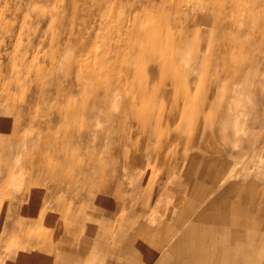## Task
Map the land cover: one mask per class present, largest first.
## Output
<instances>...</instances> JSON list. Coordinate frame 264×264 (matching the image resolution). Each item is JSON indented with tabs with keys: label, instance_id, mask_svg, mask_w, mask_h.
Segmentation results:
<instances>
[{
	"label": "rangeland",
	"instance_id": "obj_1",
	"mask_svg": "<svg viewBox=\"0 0 264 264\" xmlns=\"http://www.w3.org/2000/svg\"><path fill=\"white\" fill-rule=\"evenodd\" d=\"M30 261L264 264V0H0V264Z\"/></svg>",
	"mask_w": 264,
	"mask_h": 264
},
{
	"label": "bare ground",
	"instance_id": "obj_2",
	"mask_svg": "<svg viewBox=\"0 0 264 264\" xmlns=\"http://www.w3.org/2000/svg\"><path fill=\"white\" fill-rule=\"evenodd\" d=\"M108 94H109V93H108ZM74 120H75V119H74ZM246 163H247V162H246ZM201 176H202V175H201ZM205 187H206V186H205ZM208 194H209V193H208ZM241 196H242V194H241ZM255 202H256V201H255ZM231 204H232V203H231ZM231 204H230V205H231ZM250 210H251V208H250ZM180 211H181V210H180ZM180 215H181V214H180ZM22 253H23V252H22ZM25 253H26V252H25ZM25 253H24V254H25ZM24 254H21V253H20V255L23 256V258H24ZM21 256H20L19 258H22ZM28 256H29V255H28ZM240 256H241V255H240ZM17 257H18V256H17ZM252 258H253V257H252ZM31 259H32V258H31ZM19 260L22 261L23 259H22V260L19 259ZM19 260H18V261H19ZM27 260H29V259H27ZM18 261H17V262H18ZM25 262H26V260L24 261V263H25ZM30 262H31V261H30ZM36 263H39V262H36ZM27 264H28V262H27ZM29 264H30V263H29ZM31 264H32V262H31Z\"/></svg>",
	"mask_w": 264,
	"mask_h": 264
}]
</instances>
